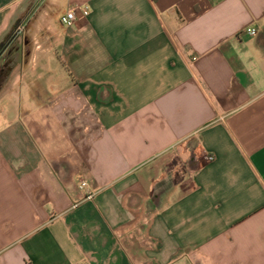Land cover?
<instances>
[{"label": "crops", "instance_id": "crops-1", "mask_svg": "<svg viewBox=\"0 0 264 264\" xmlns=\"http://www.w3.org/2000/svg\"><path fill=\"white\" fill-rule=\"evenodd\" d=\"M15 33L0 264H264V0H0Z\"/></svg>", "mask_w": 264, "mask_h": 264}, {"label": "built area", "instance_id": "built-area-1", "mask_svg": "<svg viewBox=\"0 0 264 264\" xmlns=\"http://www.w3.org/2000/svg\"><path fill=\"white\" fill-rule=\"evenodd\" d=\"M79 13H82V16H87L89 11L88 8L80 7V6H74L71 7L67 14L61 18L62 25L66 27H73L77 21L79 20ZM244 33L248 36L254 37L258 35V30L256 28H248L244 31ZM210 160H212V157H209ZM80 189L85 191L86 193V200H93L95 197V193L91 190L89 183L86 181L81 182Z\"/></svg>", "mask_w": 264, "mask_h": 264}, {"label": "water", "instance_id": "water-1", "mask_svg": "<svg viewBox=\"0 0 264 264\" xmlns=\"http://www.w3.org/2000/svg\"><path fill=\"white\" fill-rule=\"evenodd\" d=\"M18 29L19 28H17L16 30L18 31ZM16 31V32H17ZM17 37V34L15 33V35H13V37L10 39V40H8V42H3L1 45H0V47L1 48H3V49H8V47L13 43V41H14V39ZM6 49L3 51V52H5L6 51Z\"/></svg>", "mask_w": 264, "mask_h": 264}, {"label": "rangeland", "instance_id": "rangeland-1", "mask_svg": "<svg viewBox=\"0 0 264 264\" xmlns=\"http://www.w3.org/2000/svg\"><path fill=\"white\" fill-rule=\"evenodd\" d=\"M29 94V93H28ZM26 97V96H25ZM22 107H24V108H30V102L29 101H27V100H24L19 106H18V108H22Z\"/></svg>", "mask_w": 264, "mask_h": 264}]
</instances>
